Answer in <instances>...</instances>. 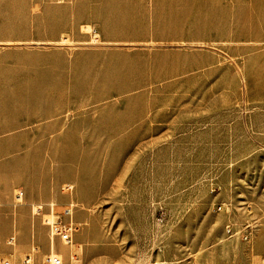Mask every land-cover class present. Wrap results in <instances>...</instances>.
I'll use <instances>...</instances> for the list:
<instances>
[{
  "label": "rangeland",
  "instance_id": "rangeland-1",
  "mask_svg": "<svg viewBox=\"0 0 264 264\" xmlns=\"http://www.w3.org/2000/svg\"><path fill=\"white\" fill-rule=\"evenodd\" d=\"M42 5L5 10V26L24 20L16 23L24 35ZM36 43L7 44L52 57L51 93L31 95L47 109L31 119L58 111L51 120L67 127L53 137L63 141L4 144L0 217L10 229L3 233L1 220L0 251L25 220L45 255L37 222L47 203L59 212L71 202L81 236L68 247L56 242L63 264H264V46H106L88 25ZM191 54L211 63L165 76ZM80 111L88 121L64 116ZM24 254L6 257L19 264Z\"/></svg>",
  "mask_w": 264,
  "mask_h": 264
},
{
  "label": "crops",
  "instance_id": "crops-1",
  "mask_svg": "<svg viewBox=\"0 0 264 264\" xmlns=\"http://www.w3.org/2000/svg\"><path fill=\"white\" fill-rule=\"evenodd\" d=\"M35 2L36 0H0L1 159L5 154V143L63 141L53 137L64 136L63 132L67 127L56 121L54 123L58 127L47 131L43 122L36 123L37 120L53 123L51 118L59 115L58 111L31 119L32 115L47 109L46 104L40 108L32 105L31 100L34 98L31 95L35 92L43 96L51 93L50 51L43 50L41 55L22 46H8L9 43L37 42L36 44L47 45L64 32H77L82 26L88 25L97 32L100 41L106 46H227L232 41L242 46L248 42L252 46H264V0H43L42 18L32 16L24 35L16 32L19 29L16 23H24V20H9L5 26V10L27 9L28 5L32 6ZM244 29L250 31L249 38H233L235 32ZM74 62L78 63L80 60L76 58ZM197 63L206 66L211 63V56L197 57L191 54L178 58L165 68V76L178 77L181 73L192 70ZM81 65L83 67V62ZM26 97L25 101L29 102L27 105L19 103ZM55 119L60 120V117ZM82 132L81 129L77 133ZM20 136L25 138L20 139ZM2 190L3 184L0 183V204L3 203ZM1 220L5 227L3 233H6L10 228L2 215L0 226ZM17 222L16 220L13 230L4 239L7 251H0V260H7L11 264L6 256L13 258L17 255L20 258L25 253L23 257L29 254L32 264H37V254L43 256L44 251L41 252L36 243V224L30 234L25 220L20 222L19 230ZM37 226L45 225L40 221ZM45 228L46 254L52 250L61 256L56 242L65 247L69 245L57 238L51 244L47 227ZM80 233L81 229L73 237L76 238ZM10 236L14 237L12 245L6 242ZM63 257L67 259V254ZM22 259L19 264H24Z\"/></svg>",
  "mask_w": 264,
  "mask_h": 264
},
{
  "label": "built area",
  "instance_id": "built-area-1",
  "mask_svg": "<svg viewBox=\"0 0 264 264\" xmlns=\"http://www.w3.org/2000/svg\"><path fill=\"white\" fill-rule=\"evenodd\" d=\"M66 190H71L70 184H65L64 187ZM22 192L19 191L16 193L15 198L21 199ZM40 209L38 206L35 209V212ZM48 212L42 215L41 222L47 227L49 241L52 244L55 238L59 239L63 244L69 245L72 243V238L75 234L80 231V225L73 221L72 215L74 206L73 204L66 203L61 207L59 212L54 211V204L49 202L47 203ZM226 231L232 235L231 230L226 226ZM246 237V236H245ZM7 244L12 245L14 242V237L10 236L6 240ZM24 264H32L31 256L26 254L22 259ZM1 264H8L7 260H0ZM45 264H63L61 256L52 250L45 255L44 258Z\"/></svg>",
  "mask_w": 264,
  "mask_h": 264
},
{
  "label": "bare ground",
  "instance_id": "bare-ground-1",
  "mask_svg": "<svg viewBox=\"0 0 264 264\" xmlns=\"http://www.w3.org/2000/svg\"><path fill=\"white\" fill-rule=\"evenodd\" d=\"M69 119H71L72 121H74L76 123L77 122H84V121L86 122V121H88V115H87V113H84V111H80V113L77 112L76 114H74V113L68 114L67 113L66 114V120H69ZM91 120H93L94 122L95 121L96 122H99L100 121L96 117H92ZM56 121H57V119L52 120L53 123L56 122ZM79 236H81V235H79Z\"/></svg>",
  "mask_w": 264,
  "mask_h": 264
}]
</instances>
